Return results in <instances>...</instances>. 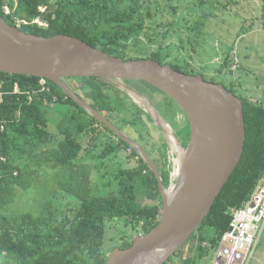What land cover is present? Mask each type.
<instances>
[{"label":"trees","instance_id":"1","mask_svg":"<svg viewBox=\"0 0 264 264\" xmlns=\"http://www.w3.org/2000/svg\"><path fill=\"white\" fill-rule=\"evenodd\" d=\"M152 3L158 11L159 0H0V15L13 26H16L17 19L29 21L19 26L27 33L46 37L69 35L109 55L128 59L131 58L127 54L129 44L142 33L146 18L152 17ZM200 4L202 7L208 5L205 0ZM4 6L8 7V13ZM39 6H45L44 11L39 10ZM208 16L206 12L200 14L192 29L202 31ZM36 17L46 21L47 25L30 23ZM233 56H228L229 67ZM145 57L160 64H170L187 74H201L193 70L187 72L175 63L164 61L159 52H151ZM226 66L227 59L218 72L221 73ZM40 79L0 72V264H104L114 248H127L132 244V241L123 240L120 245L106 251L104 235L108 221H131L141 234L149 232L157 224L162 196L156 176L139 157L137 166L120 168L115 173V188L107 193L98 190L100 183L97 180L93 182L83 164L84 158L79 157L84 146L78 136L94 133L98 125L113 132L89 115L54 82L45 79L43 88ZM66 79L72 80L69 87L76 95L119 127L136 123L132 109L142 113L125 92L99 77ZM208 81L216 82L214 79ZM15 85L18 91L14 90ZM226 88L235 94L232 87ZM238 97L242 101L245 122L241 159L187 241L186 245L192 244L188 248L189 254L178 250L163 264H194L193 259L197 255L203 256L215 249L230 223V210L248 199L264 176V106L243 96ZM58 105L67 109L60 112L63 117L57 123L63 137L55 141L48 129V113ZM128 112L133 115L129 121L125 115ZM114 119H120L121 125ZM185 131L189 138V124ZM117 139L116 142H107L98 156L105 158L121 146L130 148L126 141ZM25 140L32 144L26 146ZM130 150L133 155H138L134 149ZM91 162L97 167L96 160ZM155 164L163 186H168L169 171ZM46 169L69 175L72 186L64 184L63 188L78 201L77 207L67 211L62 203L56 205L50 195L37 212L6 211L5 207L13 201L16 190L29 188L33 184L31 176L37 175V170L45 172ZM139 182L144 202L140 201L137 192ZM53 196L57 197V193ZM204 242L207 245H203ZM175 257L179 260L176 261Z\"/></svg>","mask_w":264,"mask_h":264},{"label":"water","instance_id":"2","mask_svg":"<svg viewBox=\"0 0 264 264\" xmlns=\"http://www.w3.org/2000/svg\"><path fill=\"white\" fill-rule=\"evenodd\" d=\"M0 72L54 82L126 141L155 174L162 196L157 224L136 235L129 247L110 251L104 264H163L178 250L183 251L241 159L245 141L242 101L223 84L205 80L201 74H187L152 58L109 55L65 34L46 37L27 33L1 15ZM73 77H99L131 99V93L141 95L126 81H143L176 103L188 120L189 138L183 146L172 132L183 155L170 190L163 186L157 165L145 149L70 89L64 79ZM158 126L164 131L161 124Z\"/></svg>","mask_w":264,"mask_h":264},{"label":"rangeland","instance_id":"3","mask_svg":"<svg viewBox=\"0 0 264 264\" xmlns=\"http://www.w3.org/2000/svg\"><path fill=\"white\" fill-rule=\"evenodd\" d=\"M200 1L159 0L158 11L155 9L156 5L152 3L150 5L152 17L146 18L142 33L136 40L131 41L127 54L133 59H138L146 58L145 56L151 52H159L164 61L175 63L187 72L191 70L199 72L207 80L214 79L228 88L232 87L237 96L250 99L260 94V100L256 104L264 105V0H205L208 3L205 7L201 6ZM6 7L4 6L5 10ZM42 7L44 9V6ZM204 12L209 16L204 22L202 31H194L192 27L200 14ZM38 19L40 23H43L42 26L47 25L46 21L39 17ZM230 55H236L239 59V66L235 70H231L228 65ZM225 59H227V66L223 67L222 72L219 73L218 69L224 66ZM244 80L247 82L249 94L241 88ZM64 81L68 86L73 84L71 79H64ZM252 84H257L259 88L255 89ZM130 86L139 93H143L171 131L177 135L180 143L185 146L188 140L185 131L188 120L176 103L142 81H133ZM111 91L109 88V92ZM138 106L143 109L144 115L132 109L136 123L124 124L121 130L148 151L160 168H167L169 184L165 189L170 190L172 185L170 174L173 172V160L176 157L172 153L165 131H162L158 126L159 123L149 112H146L142 106ZM66 109V106L58 105L49 110L48 129L55 141L63 137L57 128V123L63 117L60 112ZM125 115L128 121L133 117L130 112ZM123 119L127 121L124 116ZM114 121L121 125L120 119H114ZM94 135L97 138L92 139ZM78 137L84 146L79 157L84 158L83 164L89 170L93 182L96 183L97 180L100 183L98 188L100 191L107 193L115 188L114 175L120 168H133L138 165L136 155L123 146L105 158L98 156L107 142L118 140V136L104 130L101 125L95 127L94 133H81ZM24 143L26 146L32 144L29 140H25ZM91 160L97 161V167H94ZM31 177L33 184L27 189L16 190L13 201L5 207L6 211L37 212L48 201L50 195L56 205L62 203L67 211L77 207L78 201L63 188L64 184L72 186L69 175L46 169L45 172L37 170V175ZM136 187L140 201L144 202L140 182ZM53 193H57V197H54ZM138 234H141L139 228L134 227L131 221H108L104 235V249L108 251L113 246L120 245L123 240L132 241ZM190 246L192 247L191 243L186 245L184 254H189ZM193 247L195 249V246ZM212 254L213 250H209L206 255H197L193 259L194 264H210ZM259 256H264V229L249 264H259L256 261ZM175 260L178 261V257H175Z\"/></svg>","mask_w":264,"mask_h":264},{"label":"built area","instance_id":"4","mask_svg":"<svg viewBox=\"0 0 264 264\" xmlns=\"http://www.w3.org/2000/svg\"><path fill=\"white\" fill-rule=\"evenodd\" d=\"M44 9L39 6V10L44 11ZM5 12H9L7 7ZM28 23L29 21L25 19H19L16 26ZM30 23H37L41 26L43 24L39 22L38 17ZM238 66L239 59L235 55L230 69L235 70ZM40 84L45 88V78L40 79ZM14 90L18 91L17 85ZM172 174L173 172L170 174L171 184L176 178ZM172 177H174L173 180ZM230 214V223L213 249L210 264H249L264 229V176L260 178L249 198L244 200L239 207L232 208ZM203 245L207 244L204 242Z\"/></svg>","mask_w":264,"mask_h":264},{"label":"bare ground","instance_id":"5","mask_svg":"<svg viewBox=\"0 0 264 264\" xmlns=\"http://www.w3.org/2000/svg\"><path fill=\"white\" fill-rule=\"evenodd\" d=\"M131 94H132L131 96L133 97L135 102L138 105L145 108L152 115V117L155 118L157 123L161 124V126L164 128V131L167 135V138H168L170 146H171L172 153L176 157L174 159V171L172 170L173 171L172 175L175 177L178 174L181 156L183 155L182 146L180 145L179 142H177L175 140V138L172 135V131H171L170 127L168 126V124L161 118V116L158 115L156 109L151 106L149 101L143 96H139V95H136L134 93H131Z\"/></svg>","mask_w":264,"mask_h":264},{"label":"crops","instance_id":"6","mask_svg":"<svg viewBox=\"0 0 264 264\" xmlns=\"http://www.w3.org/2000/svg\"><path fill=\"white\" fill-rule=\"evenodd\" d=\"M247 82L244 80L243 81V85L241 86V88L246 92V93H248L247 92V87H248V85L246 84ZM253 85V87L255 88V89H258L259 88V86L256 84H252ZM249 94V93H248ZM259 96H260V94L259 95H257L256 97H254V98H250L249 100H251V101H254L255 103H257L258 102V100H260L259 99ZM260 102H262V101H260ZM264 106V105H263ZM258 243V242H257ZM252 259V258H251ZM256 261L257 262H259V264H264V256L262 257V256H259L258 257V259H256Z\"/></svg>","mask_w":264,"mask_h":264},{"label":"flooded vegetation","instance_id":"7","mask_svg":"<svg viewBox=\"0 0 264 264\" xmlns=\"http://www.w3.org/2000/svg\"><path fill=\"white\" fill-rule=\"evenodd\" d=\"M127 84L130 86V84H132V82L131 83H128L127 82ZM133 88V87H132ZM156 89V88H155ZM137 91V90H136ZM140 95L141 96H143V93H140ZM165 95V94H164ZM146 96H147V94H146ZM144 97V96H143ZM131 99V98H130ZM131 101H132V103L133 104H135L138 108H139V106H138V104H136L134 101H133V99H131ZM150 103V102H149ZM135 111H137L136 109H134ZM142 111L143 109L142 108H139V111ZM140 113V112H139ZM142 114V116L144 115V112L142 111V113H140V115ZM120 129H122V127L120 128ZM119 138V137H118ZM130 146V145H129ZM142 147V146H141ZM132 147L130 146V148L129 149H131ZM143 148V147H142ZM133 149V148H132ZM144 149V148H143ZM146 151V150H145ZM147 153H148V155L150 156V154H149V152L148 151H146ZM136 157H137V159L139 160V155H136ZM151 157V156H150ZM152 159V158H151ZM153 160V159H152ZM154 161V160H153ZM156 161H154V163H155Z\"/></svg>","mask_w":264,"mask_h":264}]
</instances>
